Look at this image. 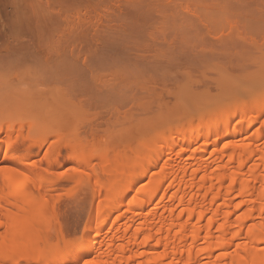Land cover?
Instances as JSON below:
<instances>
[{"label": "bare ground", "instance_id": "1", "mask_svg": "<svg viewBox=\"0 0 264 264\" xmlns=\"http://www.w3.org/2000/svg\"><path fill=\"white\" fill-rule=\"evenodd\" d=\"M23 1L24 0L15 2V0H14V2L13 1L12 2H13V4L16 3V5H19L21 3L22 5L25 6V8H28L29 11L27 10V11L23 12L25 14V16H28L27 17L28 19H24L20 16V14H22L21 12L25 9L24 6H23V8H24L23 10H22L21 4H20L21 7L18 6L19 8L16 6L20 11L22 10L21 12L19 10H16V12H15V16L18 17L17 18L18 24H19V26H21L22 29L21 28L19 29V27L15 25L16 24L15 22L17 21L16 18H12L13 25L11 23L10 24L13 27H14V25L16 26L13 28V30H15L18 27L19 30L18 29L17 30L19 32H23V29H27V26L32 25L31 19H34L36 22H34L35 26H32V27H34L36 29V31L34 28H32V29H34L35 34L38 30L37 39L38 38L40 39V37H41V39H43V40H44V38H42V36H41L43 34H41V33L45 32V30H47L48 28L51 29L50 31L49 30L46 31L48 33L52 32L53 30H55L56 32L58 31L56 29H52L55 25L50 28L51 20H52V25L56 24V26H58L59 28H57L56 26L55 27L57 29H61L58 32L62 31V28H60V22L61 21H59L58 19L63 18V16H61V15H64L65 13L69 12V10L64 9V7L62 5H64V4H65V6L70 5L69 8H71L72 11H74V12H77V10H79V7L81 8L82 6H86V8H89V9H86V11H88V10L91 11L92 8H90V6L95 7V6H93V5H95L94 4L95 1H93V0H92V2L90 0V3H88V4H86V3L89 0L88 1H86V0H69L68 2L64 1V0L63 1L62 0H48V2H47L46 0H44L45 3L46 2L48 4L50 3L51 6L54 5V7L50 6L51 9L54 8V11L53 10L50 11L51 9L48 8V6L50 4L47 6H44V7L48 8V9H46L44 7H39V5L43 6V2H40L39 0H36V1L31 0L32 1L31 3L34 4V2H35V3H37L36 4L37 6L35 4L33 5L31 3H29V5H28V2H30V1L27 2V0H26V3H27L26 4L27 6H26L25 1L24 2ZM107 1L109 3L110 0H107ZM112 1H114V0H112ZM116 1L118 3V2H121L122 0L121 1L116 0ZM126 1H127V4H125ZM135 1L133 0V2H132V0L131 1L130 0H123L122 2H124V5H123V3H121V4L123 5V7L126 6L124 9L129 8L128 6L131 7L135 4L136 7L133 6V7H131V9H126V10H130V11L132 10L133 11V9L134 10L138 9L137 10L138 13L135 12L136 10L134 11L136 15L131 13L132 11L131 12L125 11L122 8V5L121 4L119 5V3L117 4V6L118 7L121 6V9H118L119 11H121L123 9L125 12L130 13L128 15H130L134 18L136 17L135 21L139 17H141V18H139V20H137V21H140V25H139V22H137V21L135 22L133 20L134 18L132 19L133 21H130V22L127 21L130 23V24L128 23L130 25V27L134 23L133 24L134 26L132 25V29L129 28L128 30L131 29L134 31L135 28H137V30L139 31L138 26L142 25V21H143V23H145L144 18H146V13H147L148 18L150 16H151L150 18H152L155 11L159 12L161 10V9L159 10V9L155 8L156 5L158 6L160 1L154 0L155 3H150L151 1L153 2V0H150L149 2H148V0H143L144 2L147 1L148 4L149 3L151 4L150 7L148 6V9H147V5L145 7L142 6V5H144L143 3H141V2H143L142 0L141 1L137 0V4H139L138 1H140V3H141V5L139 4L140 7H139V5L137 6ZM164 1L165 0H163V2ZM177 1L181 2L180 0H172V1L170 0L169 1L170 3H168V4H170V5L172 4L171 6L173 7ZM206 1L209 2V0H205L206 4H207ZM236 1L235 2L238 3V0H236ZM246 1L244 0V2H246ZM9 2H10V0H9ZM64 2H67L68 4L64 3ZM101 2H102V0H101ZM114 2H111L110 4L113 3L115 5V7L117 8V6ZM192 2H193V4H192ZM201 2L203 3V5L205 7L208 6V5L204 4L203 0H196V3L199 4L200 6L202 4ZM212 2H209V4ZM241 2H242L241 5H243L244 2L242 0H241ZM251 2H254V1H251ZM98 3H96V5ZM196 3H194V0H185L184 2H181L180 4L176 3L177 6H182V7L175 8L176 7V5H175V7H173L174 8L173 11L175 9L179 10L181 8L180 10L183 14L180 12L181 13L180 15H182V16L184 15L185 17L186 16L189 17L188 19H192V18H190L189 15L184 14V12L189 13L188 12L189 10L186 9L188 11L184 10V12H183V8H186L187 6H192V5L194 6ZM215 3L216 2H214L213 5ZM223 3H228V1L223 2ZM232 3H234V2L232 1ZM46 4H44V5H46ZM110 4H108V5H110ZM154 4H156V5H154ZM160 4H159V7H161ZM190 4H192V5H190ZM217 4L221 5L219 3H217ZM30 5H32V7H30ZM213 5L212 4L209 5V8H210V6H213ZM233 5H231L232 8H233ZM13 6L15 7V4ZM171 6H169V7H171ZM214 6H216V5H214ZM229 6H230V4H229ZM236 6L239 7L238 5H236ZM108 7H110V6H108ZM112 7L113 6H111V8ZM143 7H144V10L146 9V11L147 10L148 11L146 12L143 9L140 10ZM151 7H154V9H157V10H154ZM255 7H253L252 9H254ZM30 8H32V11H33V8H35V11H37V9H38L39 12L34 13L35 18L33 15H31L33 13H30V12H32ZM105 8H107V7H105ZM111 8H109V9H111ZM195 8H192V9H195ZM41 9L42 10L45 9L46 12L41 11ZM95 9H96V7H95ZM168 9H170V8H168ZM205 9L206 8H204V11H205ZM211 9H213V8H210V10ZM229 9H231V8H229ZM48 10L50 13L51 12L52 13L49 14L47 12ZM64 10L67 12H65ZM82 10H80V12L78 11L79 12L78 14H80ZM139 10H140V12H139ZM151 10H154L153 11L154 13ZM197 10H198V8H196V11ZM199 10H203V9H201V7H200ZM206 10H209V9H206ZM17 11H19L20 13L19 12L17 13ZM35 11H33V12H35ZM63 11L65 13L61 14V12L63 13ZM72 11H70V13ZM190 11H191V9H190ZM222 11H223V9H222ZM27 12H28V14H26ZM208 12L209 11H205L203 13H206V15L209 17ZM212 12H213V10H212ZM29 13L33 18L32 17L29 18ZM89 13H91V12H89ZM139 13H143V14L139 15ZM148 13L150 16L148 15ZM235 13H236V11H235ZM18 14L20 17L17 16ZM42 14H44V15H42ZM46 14H47V16L52 15V14L53 15L57 14V16L54 15V17H56V19L53 17L54 20L52 19V17L50 19V17L47 18V16H46L48 21H50V22H48L45 18ZM73 14H75V13L72 12V14H69V13L67 14V16L71 15L70 20L72 21V23L71 22L69 23L68 21H70V20L67 19L66 22L64 21L65 22L64 26H63V24H61V27H63V28L65 26L68 27L69 26L68 24H72V25L74 24L73 28L84 27V26H82V24H83L82 21H84V20L85 21H84L83 25H86V20H88V19L86 18V16L84 17L85 19H83L82 16H84V15H83V13H81L82 16H79V17H82V19H83L81 21L82 24L80 23V20H79V24H81V25L76 27L74 21H76L75 18H77L78 15L76 13L77 17H75V15H73ZM114 14H115V12H114ZM117 14H118V12H117ZM174 14L178 15V13H174ZM198 14H199V12L197 13V15H194V16L196 17V16H198ZM213 14H212V16H213ZM119 15H120V13H119ZM123 15H121V16L116 15L115 17H117V18L120 17L119 18L120 22L125 24L126 19H124V18L127 17V13H126L125 17ZM2 16H4V15H2ZM13 16H14V12L12 11L11 17H13ZM111 16H112V14H111ZM111 16H109V17H111ZM66 17H64V18H66ZM100 17L102 18L103 16H100V14H99V19H98V17L96 18L97 22L102 20L101 24H103L102 25L103 27L107 26L108 28H110V30H111V27L113 29V31H109V29L107 27H106V29H108V30L104 29V31L106 30L105 33L108 35V36H106V34L103 33L106 38L103 36V34L101 36L103 28H101L102 30L100 29V26H99L100 23L98 24L99 28L95 26L96 28L100 29V30L97 29L98 31H95L96 28H94V26H91V29L89 28L90 29L89 32L85 31L87 26L84 27L85 30L84 29L81 30L79 28L80 31H85V33L84 32L81 33L79 31H77L78 33H75V34H76V36H78L80 34V35H82L83 38L80 37V35H79V37L77 39H73L72 38L73 34L71 35L73 28L71 26L69 28H70V30L71 29L72 30L68 31V33L70 32L69 33L70 36L67 35L68 34L66 32L67 29L66 28L63 29V32L67 33V34L65 33L67 36V39L65 38L66 36L63 32L62 33L64 34L65 39L62 38L63 35L61 37V35H59L58 33H56L54 31L55 36H58L57 37L58 40L61 37L60 41L57 40V42L52 38L53 32H52V35L50 33L49 34L46 32L45 33H46V35H51L50 38L52 41H55L54 42L55 46H56V43H57V46L59 44H60L59 46H62L63 43L61 44V42H62L61 40H63V39H64V41H63L64 44L65 43L67 44L68 41L70 43H74L73 40H75V43H76V41H78V43L80 41V43H81V41H84L86 38L89 39L88 42L90 40H92V41L96 40V42H97V40L99 39V36H101L102 37V38L100 37L101 40L104 41V38H105V40H107V38L109 36H112L111 34L109 35L110 32L112 34L114 33L115 36L113 34L112 38L109 37L108 38L109 42L111 41L110 39H113V37L116 38L117 37L116 35L121 34L119 36H122V37L126 36V35L127 36L130 35V32L124 29V26H123V24H121L119 22V19L116 18V21H114L115 17H113V19H111V20H112V22L114 21L115 23H117V24L114 23V26L115 25L119 26V28L123 27L124 32H126L125 35H123L124 34L123 30L121 32V30H119V28H118V30L120 32L116 31L117 28L113 26V23L111 24L108 22L109 24L108 23H106L107 25L104 24L103 21L109 19L108 17L106 19H101ZM129 17L127 18V20L130 19ZM203 17H206V16L203 15ZM92 18L94 19L93 16L90 17L89 19L92 20ZM142 18H143V20L141 21L140 19H142ZM169 18H170V16H169ZM123 19L125 20V22ZM153 19H151V21ZM171 19H172V17H171ZM171 19H169V20H171ZM174 19H175V17H174ZM174 19H173V22H175ZM200 19L198 18L199 21H201ZM7 20H9V19H7ZM77 20H78V18H77ZM91 20H90V22H91ZM117 20L121 25L120 24L118 25ZM148 20H150V19H148ZM178 20H179V17H178ZM57 21L59 22L58 23L59 25L57 24ZM156 21H157V19H156ZM193 21H195L194 17H193ZM46 22L50 26H48V24ZM76 22L78 23V21H76ZM90 22L88 21V24H87L88 27H89ZM94 22H95V19H94ZM146 22H147V20H146ZM7 23L8 22H6V24ZM25 23H27L28 25L26 26ZM92 23H93V20L91 22V25H92ZM186 23H187V21H186ZM186 23H184V24L186 25ZM195 23H196V21H195ZM136 24H137V26H136ZM151 24H152V22H151ZM162 24H163V22H162ZM162 24H160V26ZM177 24H179V22ZM193 24H194V22H193ZM199 24H201V22ZM199 24H198V26H199ZM4 25H3V27H4ZM96 25H97V23H96ZM202 25L204 26L203 23H202ZM109 26H111V27H109ZM125 26H126V24H125ZM148 26H151L149 24V22H148ZM160 26L158 27L159 29H160ZM205 26H207V25H205ZM7 27H10L9 24ZM42 27H44V28H42ZM46 27H48V28L46 29ZM92 27L95 30H93ZM127 27H125V28L127 29ZM178 27H180V26H178ZM10 28H12V27H10ZM10 28H9V30H11ZM142 28L140 29L141 32L143 30ZM147 28H149V27H147V25H146V30L148 31ZM151 28H152V26H151ZM79 29H77V30H79ZM156 29H157V26H156ZM183 29H185V28H183ZM27 30H28L27 32H29V33L31 32L30 29H27ZM75 30L76 29H74V31ZM190 30L188 31L189 33L192 32ZM192 30L194 31L193 28H192ZM204 30H206V29H204ZM24 31L26 32V30H24ZM39 31H41V33ZM91 31H95V32H93V34H95L96 36L94 35L93 39L88 38V37H90L89 34L93 35ZM207 31H208V28H207ZM12 32H13L12 37H13V34H14V36L19 35L18 34L19 32H17V34L14 31H12ZM137 32L135 30V33L138 35ZM159 32H160V30H159ZM9 33L8 34L6 33L7 37L9 36ZM39 33L41 35H39ZM127 33H129V34H127ZM135 33L133 32V35ZM155 33L156 32H154V34ZM167 33H168V31H167ZM182 33H183V31H182ZM3 34L5 35V32ZM21 34L22 33H20V36H21ZM154 34H152V36ZM173 34H174V31H173ZM27 35H29V34H27ZM32 35L34 36V33ZM46 35H43V37ZM208 35H210V34L206 32V35H205V37L203 36L204 37L203 39L205 40V38ZM76 36H75V38H76ZM84 36L86 38H84ZM130 36L132 37V35H130ZM176 36H177V34H176ZM193 36H194V33H193ZM12 37H10V38L12 39ZM122 37H118V38H120L122 40ZM131 37L128 38V40L132 39ZM136 37H138V36H136ZM221 37H222V35H221ZM243 37H244V35H243ZM4 38H5V36H4ZM17 38L18 37L16 36V39ZM35 38H36V36H35ZM46 38L47 37H45V39ZM50 38L48 37V40H50ZM79 38H80V40H79ZM115 38H114V40H112L113 42H111L113 45L116 42H117V44L119 43L118 42L119 40L115 41ZM138 38H140V37H138ZM196 38L197 37H195V39ZM9 39H8V41H9ZM13 39H15V38H13ZM37 39H35V40H37ZM68 39H70V40H68ZM189 39H190V36H189ZM195 39H194V41H195ZM208 39H209V36H208ZM208 39L206 38L207 41H208ZM40 40L37 42L38 44H41V43H39ZM43 40H41V42ZM101 40L99 39V41L97 42V43L100 42L99 45L102 42ZM153 40H154V38H153ZM211 40H212V38H211ZM5 41H6V39H5ZM8 41L4 42V43H10L11 42V41L10 42H8ZM107 41H106V43H109ZM19 42H20V40H19ZM88 42L86 43L87 45L89 43H91V42H89V43ZM93 42H92V46L96 43V42L95 43H93ZM126 42H125V45L127 46ZM179 42H180V40H179ZM195 42H197V41H195ZM43 43H44V41H43ZM84 43L85 42H83V44ZM97 43L95 45H97ZM106 43L104 45H107ZM209 43L210 42L208 41V45H210ZM214 43H217V41ZM27 44H26V46H27ZM69 44H67V45L70 47V45H72V44H70V45ZM102 44H103V42H102ZM112 44L109 43L107 46L110 47ZM121 44H123V42H121ZM175 44H177V43H175ZM175 44H174V47H175ZM186 44H187V42H186ZM23 45H24V43H23ZM35 45H37V44H35ZM145 45H147V44H145ZM169 45L171 46L170 43H169ZM184 45H185V43H184ZM199 45H201V44H199ZM10 46H9V48H10ZM26 46H24V47H26ZM89 46L90 47H88V48H91V44H89ZM101 46L99 47L97 45V47L100 49H101ZM133 46H135V45L133 44ZM180 46H183V44H181ZM16 47H17V45H16ZM47 47H49V45ZM83 47L84 46H82L81 48H83ZM111 47H113V46H111ZM142 47H144V45ZM149 47H146V48L149 49ZM171 47H172L171 52L175 51V50H173L174 47L173 46H171ZM187 47L189 48V46H187ZM36 48H34L35 51H36ZM55 48H57V47H54V50H55ZM66 48H64V49H66ZM75 48H77V47H73V49H75ZM93 48L91 49V51L93 50ZM98 48H94V50L95 49L97 50ZM102 48H104V47H102ZM105 48L107 50L110 49L107 47H105ZM118 48H120V46H118ZM118 48H116V49H118ZM192 48H194V46ZM38 49H39V47H38ZM59 49L61 50V52L65 53L63 51L64 49L62 50V47H59ZM57 50L58 49H56L54 52L58 53ZM81 50L79 49V50L73 51L72 55L74 56V54H75L74 52H76V51L78 53L80 51V54H81L82 53ZM111 50H113V48ZM126 50H127V48H126ZM185 50H186V48H185ZM195 50L198 51V49H195ZM202 50H203V52L205 51L204 49H202ZM202 50H200L201 54L203 53ZM45 51H47V50H45ZM68 51H70V50H68ZM183 51H184V49H183ZM183 51H181L182 54H183ZM29 52H30V50H29ZM88 52H86L87 55L90 54V53L88 54ZM97 52H99V51H97ZM101 52L102 51L100 50V53H98V57L101 56V55L99 56V54H101ZM104 52H106L105 49H104ZM147 52L149 53V51H147ZM154 52H156V51H154ZM171 52H169V53H171ZM194 52L195 51H193L192 54H194ZM200 52L198 51V53H200ZM20 53H22V50ZM163 53H165V52H163ZM173 53H176V52H173ZM67 54H68V52H67ZM80 54H78V55H80ZM92 54H93V51H92ZM95 54L97 55V53H95ZM153 54H155V53H153ZM185 54H186V52L184 53V56H185ZM188 54L189 53H187L186 55H188ZM203 54L207 55L208 53L204 52ZM52 55H53V53H52ZM112 55H113V57H112ZM112 55H111L112 58L116 57V55L115 56H114V54H112ZM148 55H150V54H148ZM189 55H191V54H189ZM198 55H200V54H198ZM44 56H46V55H44ZM49 56H51V54ZM54 56H56V55H54ZM75 56H76V54H75ZM102 56L103 57H101V59L103 61V58L106 57V53H105V56H104V54ZM156 56L158 57V55H156ZM172 56H173V54L171 55V58H173V60L176 61L177 60V58H175L176 54H174V57H172ZM184 56L182 57L183 62H181L180 57L177 60V62L180 60V62H178V63H181V64L183 63V65L185 62H188L189 57L186 56V57H188V58H186ZM192 56H190V58L196 60L197 57L193 58ZM209 56H213V55H210V53H209ZM215 56L216 55H214V59L216 58ZM29 57H31V56L29 55L28 58ZM200 57H202V56L200 55ZM200 57H198V58L201 59ZM221 57H222V55H221ZM228 57H229V55H228ZM112 58H111V60H112ZM140 58H141V56H140ZM203 58L205 59L206 57L204 56ZM209 58L210 57H207L208 61H210ZM212 58H210V59H212ZM51 59H53V58H51ZM98 59H97V61L99 62ZM117 59H118V57H117ZM199 59H197V60H199ZM214 59H212V60H214ZM152 60H153V58H152ZM152 60L150 59V61H152ZM169 60H171V59L169 58ZM225 60H226V62H224L225 64L230 62L229 58H228V61H227V59H225ZM84 61H85V59H84ZM86 61L88 62V60H86ZM114 61H115V59H114ZM160 61L162 62V60H160ZM108 62H110V58H109ZM190 62L192 63L193 61H190ZM200 62H201V60H200ZM200 62H198V63L200 64ZM204 62H205V60H204ZM178 63H176V64L178 65ZM188 64H190V63H188ZM188 64L184 65V66L188 67ZM230 64H228V65H230ZM86 65H88V64H86ZM112 65H113V63H112ZM183 65L182 66L179 65L180 68H184ZM196 65H198V64H196ZM28 66H29V64H28ZM139 66H141V64ZM203 66H201V67L205 68ZM175 67H177V66H175ZM197 67L200 68L199 65ZM223 67H225V66H223ZM96 68H97V65H96ZM138 68H139V71H140V68L142 69V67H138ZM157 68H158V65L156 66V69ZM148 69H149V67H148ZM150 69H153V65H152V68H150ZM165 69H166V67H165ZM187 69H191V68H187ZM194 69L192 68V70H194ZM80 70L81 69H79V71ZM153 70H155V69H153ZM170 70H174V69L171 68ZM181 70H185V69H181ZM17 71H19V70H17ZM134 71H137V70L135 69ZM177 71L179 72V70H177ZM92 72H93V70H92ZM142 72H143V70H142ZM151 72H152V70H151ZM170 72L168 71V73H167V74H169V76L171 75ZM254 72H256V71H254ZM29 73H30V71H29ZM136 73H138V72H136ZM172 73H174V72L172 71ZM184 73H185V71H184ZM257 73H258V71H257ZM138 74L140 75V72ZM175 74H177V72ZM27 75L31 76L29 74H27ZM162 75H163V73H162ZM179 75H178V77H179ZM75 76H76V74H75ZM186 76L192 81V78L189 77L190 75L186 74ZM203 76H204V74H203ZM253 76H255V75H253ZM259 76H257V77H259ZM150 77L151 76H149V78ZM154 77H156V76H154ZM194 77H196V75ZM255 77H252V80ZM93 78H92V81H93ZM153 78L151 77L152 81H153ZM157 78H158V75H157ZM180 78H181V76L179 77V79ZM188 78H186L185 80H189ZM206 78L209 79V76ZM175 79L177 80V78H175ZM203 79H204V77H203ZM221 79H223V78H221ZM256 79L260 80L261 78L259 77ZM32 80H33V78H32ZM172 80H173V78H172ZM185 80L183 82L184 85H182L181 82L179 81L180 86H181V87H179V92H182V94L180 93L179 98L184 96V94H183L184 90L186 92L189 91L188 89L187 90L182 89L183 86H185V84H186ZM201 80H202V78H201ZM243 80H244V78H243ZM255 80H253V83L255 82L254 85H252L253 84L252 82L247 81L248 83L249 82L251 83L248 85H251L252 89L250 88V86L244 85V86L250 88L251 93L252 92L253 93L251 94L249 92V95L251 94L249 97L243 96V97H238L237 99L234 97L233 93L228 94V92H229L228 87H226V89H224L225 87L223 88V85H222V91L227 90L226 91L227 94H221L220 95V93H219V97L217 96L218 98H216V99H214L216 97V96H214V98H212V99H214V101H217L216 104L214 102H211V103L209 102V104L204 105L203 101H205V100L204 99L202 100L200 98V96H199L200 93L197 94V92H195V94H194L193 93L194 91H192L193 96L191 95V100H193L192 97L193 98L195 97L194 102L196 101V105H197L198 100L201 99L203 106L198 105L199 107L196 106V108H198V109H195V108L191 107V105H190L191 100H189L190 103L188 101V105L191 107V109L193 108L195 110L193 112V110H187L186 108L184 110L183 109L184 106H181L182 104L185 105L187 103H180L181 104L180 105L181 110H184V112L181 111L180 114L175 113V115H173L174 112H172L171 117H170V114L168 112H167V114L169 117L165 116V114H164L165 117H163V115H162V117L164 119H162V117L159 118V119H161V123H162L161 127L162 128L160 127L159 121H157V122H159L158 123L159 125L157 124L158 127H156L155 126L156 122L154 121V123H155L154 124L153 123L154 119H152V121H150V122H152L153 124L152 123L151 124L153 125V127L155 126L154 128H157L154 131H151L153 128H150V130H149L150 132L147 131L148 129H145L146 131L145 130L141 131V133H140L141 135L138 133L140 136L137 133H136L137 135L133 136L131 134L132 133L131 132L130 135H132V136H130V137H128L129 134L126 133L124 138H126V137L128 138V139H126L127 142L124 141V139H123V141H121V142H124V144L121 142L119 144V145L123 144V146L122 145L117 146L115 143L117 141L115 140L113 142L112 140H110V138L108 139V137H107L108 135L104 133V135H107L106 136L107 138L106 137L105 138L109 140V142H106V140L103 139L104 136L101 137L102 133L99 134L100 133L99 131H101L100 129H99V131L97 129L93 130L94 128L91 129V131H90L91 134H92V132L96 133L95 131H98L99 133L94 134V135H92L91 138H89L88 137L89 133L86 136H84L85 133L83 135H81V134H79L80 132H78L80 130V128L75 129L71 125L73 129L70 127L71 129H69V130H71L72 132L70 131L71 132L70 133L69 130H67L69 132L67 134L66 131H63V129H61V126L63 124L60 125V123H62L64 120L63 121L60 120L59 123L57 121V118L59 120V115H61L63 112H66V111L62 112V110H61L62 113L60 114L59 109L61 108V106L59 107L58 103L56 104V106L58 105L57 109H58L59 113H58L57 109H56V111H54V109H52V108L53 107L56 108V106H54L53 105L54 103H52V105H50L49 108L51 107L50 111L53 110L52 112H54V113L50 112L51 113V115H50L49 113H47L49 111V110H47L48 109L47 107L49 104H51V102L49 100L48 101L42 100L41 96H40V98H41L40 100H42L44 102H39V103L43 104L46 102V104H45L46 108L44 107L45 109L42 108L43 107L42 104H41L42 107H38L39 109L41 108V111L36 109L37 107L36 108L33 107L34 105H32V104H34V103L28 104V103H31V100H30V102H28L29 101V99H28L29 95H28V98L26 96V98L28 99V101H26L27 103H24L22 101L20 103V100H18L19 105L15 104V107H13L14 106L13 103L15 102L14 101L13 103H11L12 108H8V107L6 108L5 106H7V105H5V103H4V107L0 108V264H264V146L258 147L259 144H261V145L264 144L263 143V141H264V88L263 89H256L257 87H259V85L260 86L264 85V82H260L261 80L260 81L256 80L257 81L256 82ZM15 81H17V80H15ZM206 81L207 80H205V82ZM209 81L210 80H208L207 82H209ZM240 81L241 80H239V82L237 81L239 85H240ZM32 82H34V81H32ZM75 82H76V80H75ZM188 82L189 81H187V83ZM194 82H196V81H194ZM211 82L213 83V81H211ZM226 82L222 81V83H224V84ZM243 82L241 84H243ZM258 82H259V84H258ZM144 83H147V82H144ZM162 83H164V82H162ZM165 83H167V82L165 81ZM173 83H174V80H173ZM212 83H210L209 85H211ZM219 83H221V82H219ZM256 83H257V85H256ZM150 84H148V85H150ZM142 85H143V83H142ZM142 85H140V86L145 87ZM163 85L166 87L168 86L166 84H163ZM188 85H186V86H188ZM197 85H199V84H197ZM200 85H202V84H200ZM203 85L205 86V84H203ZM193 86H195V84ZM255 86H257V87L255 88ZM78 87H81V86H78ZM128 87H130V86H128ZM136 87H137V85H136ZM141 87H140V89H141ZM149 87L150 86H147V88L145 90H149ZM151 87H153V84ZM151 87H150V89H151ZM190 87H192V86L190 85ZM205 87L202 89L203 91L208 90V89L206 90ZM214 87H215V85H214ZM2 88H3V86H2ZM57 88L60 89L58 86H57ZM71 88H72V85H71ZM194 88L197 89L199 87H194ZM232 88H234V87H232ZM235 88H237V87H235ZM239 88H240V86H239ZM254 88H255V90H254ZM200 89H201V87H200ZM210 89L212 91V88H210ZM136 90H138V89H136ZM151 90L153 91L154 88H152ZM155 90H157V89L155 88ZM60 91H62V90H60ZM160 91L162 92V90H160ZM177 91H178V88H177ZM177 91H176V93H177ZM232 91H230L229 93H231ZM26 92H27V90H26ZM107 92L108 91H106V93ZM163 92H166L165 89L163 90ZM240 92H239V94L243 95L242 94L243 91L240 90ZM246 92H248V90L244 91L243 93H246ZM68 93H69V91H68ZM160 93L158 95H160ZM169 93H170V91H169ZM21 94H22V92H21ZM102 94L103 93H101V95H99V96H102ZM170 94H168V95H170ZM202 94H203V92H202ZM5 95H7V94H5ZM38 95H41V94H38ZM64 95H66V93ZM96 95H98V94H96ZM108 95H111V93L110 94L108 93ZM162 95L165 96L164 94H162ZM166 95H167V93H166ZM172 95L174 96V94H172ZM105 96H104V98H105ZM35 97H36V94H35ZM35 97H34V102L38 98V97H36V100H35ZM63 97H65V96H63ZM108 97L109 96H107V98ZM152 97L153 96H151V98H150L151 100H152ZM62 98H60L59 100H61ZM156 98H158V97H156ZM160 98H161V96L159 97V99ZM176 98H177V96H176ZM182 98H185V97H182ZM209 98H207V99H209ZM195 99H197V100H195ZM40 100L38 99V101H40ZM64 100H66V102L68 101L67 99H64ZM18 101L16 100V102H18ZM210 101H211V98H210ZM47 102H49V104H47ZM70 102H72V99ZM70 102H69L70 105H68V104L65 105L66 103L63 105H65V107L66 106L71 107L72 105ZM96 102H95V104H96ZM103 102L105 103V101H103ZM146 102L148 103L147 99H146ZM146 102L144 103L145 105L142 103L143 107H145V108L148 107V106H146ZM152 102L150 101L148 103L149 106L153 104ZM199 102L201 103V101H199ZM205 102L207 103V100ZM61 103H64V101L63 102L60 101V104ZM74 103H73V105H74ZM77 103H75V105H77ZM2 105H3V103H2ZM11 105L9 107H11ZM63 105H62V107L64 108ZM142 105H139V106L141 107ZM166 105H167V103H166ZM31 106L33 107V109ZM92 106H93V103H92ZM167 106L169 108L170 105L168 104ZM178 106H179V104H178ZM186 106L187 105H185V107ZM70 107L66 108V109H68L67 111H69ZM74 107H76V106H74ZM83 107H82V109H83ZM143 107H141L142 110L144 109ZM72 108H73V106H72ZM150 108L153 109V106H151ZM34 109L36 111H38L39 113H37ZM42 109H44L46 111H44ZM151 109L149 111H151ZM73 110H75V108H73ZM174 110H175V108H174ZM80 111H81V109H80ZM83 111H85V110H83ZM144 111H146V110L144 109ZM164 111L166 112L165 109H164ZM45 112L49 115L48 118L44 117V116H46ZM43 113H44V115H43ZM66 113H69V112H66ZM97 113H98L97 114L98 116H95V117L99 118L100 112H97ZM120 114L122 115V113H120ZM130 114H131V112H130ZM161 114H163V112ZM65 116H66V114H65ZM132 116H133V114H132ZM42 117L44 118V122H43ZM94 118L92 117V120ZM112 118H113V116H112ZM129 118H130V116H129ZM45 119H46V121H45ZM111 119H109V120H111ZM190 119L193 121V123H191ZM90 120H91V117H90ZM107 120H108V118H107ZM69 122H70V120H69ZM72 122L73 121H71V123ZM258 122L261 123L260 127L259 128L257 127V129H255V131L253 130V132H252L251 131L252 126H254ZM76 124H75V127H76ZM113 124H115V123H113ZM78 125H80V124H78ZM245 125H247L246 126L247 128L244 129ZM80 127L82 129L81 125H80ZM137 130L138 129H136V131ZM210 130H213V131L210 134V136H207V134L210 132ZM88 131L89 130H87V132ZM102 131H103V129H102ZM127 131L129 132V130H127ZM138 132H140V131L138 130ZM143 132H145V133H143ZM127 134H128V136H127ZM243 134H245V137H242ZM116 137L118 140L119 136L117 135ZM50 139L52 140V142L50 141ZM218 139H221V141ZM104 140H105V142H104ZM47 141L50 144L47 148V154L44 156V158L42 160H40V162L35 163V161H33L32 159L40 153V150L44 147V145H45V143H47ZM73 158L76 160L77 164L88 162L90 164V165L88 164L89 165V167H88L89 169L87 168L88 171H86V169H85L86 172H81V170L78 169L77 167H73V169L70 170L66 175L56 176V173L54 170L55 166L58 165L59 163L60 164L65 163L67 161V159H73ZM94 159L95 160L96 159L106 160L107 163L103 162L102 160L101 161L103 163L100 161L94 162L93 161ZM108 160H109V162H108ZM83 171H84V169H83ZM90 178H91V180H89ZM65 179L69 183L71 182L70 183L71 188L74 186L75 188L77 187V189H79V187H81L83 184L86 185V183H87V184H89V186H91L95 190V194L97 195L96 206L88 217L89 223L85 227V229L81 235V242H79L78 245L77 244L75 245L72 241L68 240L63 233V229H62V225H61V216H60L61 215V213H60L61 209L59 207V204L61 202L58 200L60 197L59 198L58 197L53 198L54 196L53 197L49 196L52 194L50 192L53 191L54 189H56L55 187H57L58 185H61V187H62L63 184H65L64 188L69 187V184L67 182L66 183L62 182V180H65ZM66 184H67V186H66ZM71 184H73V186ZM36 193H39L38 194L39 197H37V201H34L35 199H33V198L36 196ZM31 199H32V201H31ZM52 230L57 233L56 237L51 235L50 232Z\"/></svg>", "mask_w": 264, "mask_h": 264}, {"label": "rangeland", "instance_id": "2", "mask_svg": "<svg viewBox=\"0 0 264 264\" xmlns=\"http://www.w3.org/2000/svg\"><path fill=\"white\" fill-rule=\"evenodd\" d=\"M14 2V0H10V2H9V0H0V99L2 100H0V108L1 107H4V103H5V105H7V106H5L6 108L8 107V108H12V105H11V103H13L14 101V106L13 107H15V104L16 105H19L18 103H19V101L18 100H20V103H21V101L22 102H24V103H27L26 101H28V99H29V101L28 102H30V100H31V103H28V104H32V103H34V104H32V105H34L33 107H37L36 109H38V110H40L41 111V108L39 109L38 107H42V108H44L45 107V104H46V102L45 103H41L42 104V106H41V104L39 103V102H44V101H42V100H45V101H50L51 102V104H49V102H47V104H49L48 105V109L47 110H49L47 113H49L50 115H51V113L50 112H52L53 110H51L50 111V108H49V106L50 105H52V103H54L53 105L54 106H56V104L58 103V105H59V107L61 106V108L59 109V111H60V114L63 112V111H66V112H69V113H66V112H63L62 114L65 116V114H66V116L64 117L62 114L61 115H59V120H58V118H57V121H58V123L60 122V120L61 121H63L62 123H60V125H62L61 126V129H63V131H66V133L68 134L71 130H69V129H71L72 128V126L76 129V128H80V130L78 131V132H80L79 134H81V135H83L84 133V136H86L88 133V137L89 138H91L92 137V135H94V134H97V133H99V134H101L102 136L101 137H103L104 136V138L103 139H105L106 140V142H109V138H110V140H112L113 142L116 140L117 142H115L116 143V145L117 146H123V144H124V142H121V141H123V139H124V141H126V139H128L127 137L126 138H124V136L126 135V133H128L129 134V136H128V134H127V136L128 137H130V136H135V135H137L138 133L140 134L141 133V131H143V130H145V129H148L147 131L148 132H150L149 130H150V128H153L151 131H154L155 129H157V128H154L155 126L156 127H158V123L160 122V127H161V125H162V123H161V119H159V118H161L162 117V115H163V117H165V116H167V117H169L168 116V114H167V112L170 114V117H171V113L172 112H174L173 113V115H175V113L177 114H180L181 113V111L182 112H184V110H185V108L187 109V110H193V112L195 111L193 108H195V109H198V108H196V106L197 107H199V106H201L203 103H204V105L205 104H209V102L211 103V102H214L215 104H216V102L217 101H214V99H216V98H218L219 97V93H220V95L221 94H227V90H224V89H226V87H228L229 88V92L230 91H232L231 93H229L228 92V94H232L233 93V95H234V97L237 99L238 97H249L252 93H251V85H248V84H251L250 82H252L253 83V80H255L256 78H261L260 80L259 79H256V80H259L260 82H264V0H245L246 2H244V0H242L244 3H243V5H241L242 4V2H241V0L239 1L238 0V3H236L237 1L236 0H209V2H212V3H210L209 4V2L208 1H206L207 2V4L205 3V0H203L204 1V4H206V5H208V6H204L203 5V3L201 4V6L199 5V4H197L196 3V0H194V3H196L195 5L197 6H193L192 4H193V2H192V4H190V5H192V6H187L186 8H183V12H184V10L185 11H188L189 13H185L184 12V14L186 15H189L190 16V18H192V19H188L189 17H185L184 15L182 16V15H180L182 12H181V8L179 9V10H177V9H175L174 11H173V7H175V5H176V3L177 4H180L181 2H184L185 0H180L181 2H179V1H177L175 4H174V6L172 7L170 4H168V3H170L169 1L170 0H165L164 2H163V0H159L160 1V6L161 7H159V4H158V6L156 5V4H154V5H156L155 6V8H157V9H161L158 13L155 11V13L153 12L154 10H157V9H154V7H151V8H153L154 10H151L154 14H153V16H152V18H150L151 16L149 15V13H148V15L150 16L149 18H148V16H147V13H146V18H144L145 19V23H143V18L142 19H140L141 21H142V25L141 26H138V28H139V31L137 30V28H135V30H136V32L138 33V35L135 33V30L133 31V30H131L132 29V25L134 24H132L131 25V27H130V21H135V19H136V17L134 18V17H132V16H130V15H128V14H130V13H128V12H125V11H129V12H131L130 10H126V9H131V7H133V6H135V4L133 5V6H128L129 8H126V9H124L125 7H123V5H124V2H122L121 0V2H118L119 3V5L121 4V3H123V5H122V8L125 10H121V11H119L118 9H121V6L120 7H118L117 6V1L116 0H114V1H112V0H110L109 1V3H108V1L106 0H102V2H101V0H93V1H95V5H93V6H95L96 7V9H95V7H91L90 6V8H92L91 9V11L90 10H88L89 12H91V13H89L88 11H86V9H89V8H86V6H82L81 8L79 7V10H77V12H74V11H72V9L71 8H69V6H65V4L64 3H67L69 0H64V1H67V2H64L63 4L64 5H62L63 7H64V9H66V10H69V14H72V12L73 13H75V14H73V15H75V17H77V15H78V20H77V18H75V20L76 21H78V23L76 22V21H74V23H75V26L77 27V26H80L82 23L84 24V21H82L83 19H85L84 17L86 16V18L88 19V20H86V25H83L82 24V26H87L88 27V21L90 22V20L91 19H89L90 17H94V19H95V22H94V19L92 18V20H93V23H92V25H91V22H92V20H91V22L89 23V27L87 28L86 27V30H85V28L84 27H79L81 30L82 29H84L85 31H90V29H91V26H94V28H96V27H98L99 28V26H100V29L101 28H103V30H102V33H101V36H102V34L103 33H105V31L106 30H108L109 29V31H113V29H112V27L111 26H109V27H111V30H110V28H108L107 26V28L108 29H106V27H103L102 25L103 24H101L102 23V20L101 19H106L107 17L111 20V19H113V17H115L116 15L117 16H121V15H123L124 17H125V15H126V13H127V17L126 18H124V19H126V22H125V20H124V22H125V24H126V26H125V24H123V23H121L120 22V17H115V20L114 21H116V18L117 19H119V22L121 23V24H123V26H124V29L125 30H127V31H129L130 32V35H132V37L130 36V35H126V36H119V35H121V34H119V35H116L117 37V39L115 38V37H113V39H110L111 41L109 42V37H111L112 38V36H113V34L110 32L109 33V35L111 34L112 36H109L108 38H107V40H105V36H104V34H103V36L105 37L104 38V41L103 40H101V36H99V39L103 42V44H102V42H101V44L99 45V43H97L98 41H99V39L97 40V42H96V40H90L89 42H91V43H89L88 42V40L89 39H87L85 36H84V38H86L84 41H81V43H80V41H79V43H78V41H76V43H75V40H73V42L74 43H70L69 41L67 42V44H72V45H70V47L67 45H65L64 44V39L66 38L67 39V36H66V34L68 33V31H71L70 30V26L73 28L74 27V24L72 25V24H68L69 26L67 27V26H65L64 28L63 27H61V24H63V26H64V23L67 21V19L68 20H70L71 18H70V16L71 15H68L67 16V14L68 13H65V12H67V11H63V13L61 12V14H64V15H61V16H63V18H59L58 20L59 21H61L60 22V28H62V31H60V32H58L59 30H61V29H57V28H59L58 26H56V24H53L52 25V20H51V26L48 24V26H50V28L51 27H53L54 25L57 27H53L52 29H56V30H58L57 32L55 31V30H53L52 32H53V35H52V32H49L53 37V39L57 42V37L58 36H55V32L56 33H58L59 35H61V37H62V35H63V37L62 38H64V34H65V38L63 39V40H61L62 42H61V44H62V46H59V47H62V50L64 49V48H66V49H64L63 51L66 53H63V52H61V48L59 49V47L57 46V43H56V46H55V44H54V42L55 41H52L51 40V38H50V36L51 35H46V33H48V32H46L47 30H51V29H49L48 27H46V29L47 30H45V32H43V33H41V31H39L41 34H43V35H46V36H44L43 37V35H41L40 33H39V35H41L42 36V38H44V40L43 39H41V37H40V39L41 40H43L44 41V43H43V41L41 42V40H40V42L39 43H41V44H38L37 42L39 41L38 39H37V36H38V34H37V32H38V30H37V32H36V34H35V32H34V27H32V26H35L34 24V22H36L34 19H31V21H32V25H30V26H27L28 24L27 23H25L26 24V26H27V29H30L31 30V32L29 33V32H27L28 30L27 29H23V32H19L18 30L21 28V26H19V24H18V20H17V18L18 17H16L15 16V12H16V10H19L18 8V6H20V4L19 5H16V3H14L15 4V7L13 6L14 4H13V2ZM17 1H22V0H15V2H17ZM25 1V5L27 4L26 3V0H24ZM23 1V2H24ZM28 1H30V2H28ZM33 1V0H32ZM31 0H27V2H28V5H29V3H31L32 2ZM36 1V0H35ZM40 2H43V6H41V5H39V7H44V6H47V5H49L47 2H48V0H46L47 2V4L44 2V0H39ZM63 1V0H62ZM86 1H88V0H86ZM119 1V0H118ZM131 1V0H130ZM135 1V0H134ZM141 1V0H140ZM140 1H138L139 2V4L141 5V3H143L144 5H142V6H146L147 5V9H148V6L150 7V3H155V1L153 0V2L151 1L149 4H148V2L150 1V0H148V2L147 1H143V2H141L140 3ZM157 1V0H156ZM158 1V2H159ZM172 1V0H171ZM220 1V2H219ZM228 1V3H223V2H227ZM232 1L234 2V3H232ZM236 1V2H235ZM251 1H254V2H251ZM12 2V3H11ZM22 2V3H23ZM39 2V3H40ZM91 2H92V0H91ZM99 2V3H98ZM102 4H101V3ZM105 4H104V3ZM111 2H114L115 4H116V6H117V8L115 7V5L112 3V4H110ZM132 2H133V0H132ZM136 2V4H137V0L135 1ZM134 2V3H135ZM174 2V1H173ZM179 2V3H178ZM214 2H216L214 5H216V6H214L213 5V3ZM222 2V3H221ZM258 2V3H257ZM53 3V2H52ZM88 3H90V0L86 3V4H88ZM96 3H98L97 5H96ZM157 3V2H156ZM165 3V4H164ZM217 3H219V4H221V5H218ZM253 3V4H252ZM31 4H33V3H31ZM34 4L36 5L37 3H35L34 2ZM33 4V5H34ZM44 4H46V5H44ZM68 4V3H67ZM66 4V5H67ZM92 4V3H91ZM108 4H110V5H108ZM125 4H127V1H126V3ZM133 4V3H132ZM139 4H137V6L139 5ZM163 4V5H162ZM213 5V6H210V8H213V9H211L210 10V8H209V5ZM229 4H230V6H229ZM234 4V5H233ZM22 5V4H21ZM85 5V4H84ZM104 5V6H103ZM140 5H139V7H140ZM171 6V7H169V6ZM231 5H233V8H232V6ZM236 5H238L239 7H237ZM247 5V6H246ZM257 5V6H256ZM13 6V7H12ZM18 8H17V7ZM23 6L24 5H22V10L25 8V6H24V8H23ZM27 6V5H26ZM37 6V5H36ZM50 6H51V4L48 6V8L49 9H51L50 8ZM53 7H54V5H52ZM51 6V7H52ZM101 6V7H100ZM108 6H110V7H108ZM111 6H113L112 8H111ZM168 6V7H167ZM199 6V7H198ZM223 6V7H222ZM228 6V7H227ZM256 6V7H255ZM5 7V8H4ZM21 7V6H20ZM29 7V6H28ZM30 7H32V5H30ZM67 7V8H66ZM100 9H99V8ZM105 7H107V8H105ZM136 7V6H135ZM134 7V8H135ZM144 7L143 8H139L140 10H144ZM179 8V7H182V6H177L176 5V7L175 8ZM198 8V10H199V8L201 7V9H203V10H197L196 11V8L195 9H192V8ZM203 7V8H202ZM253 7H255L254 9H252ZM258 7V8H257ZM4 8V9H3ZM44 8H46V7H44ZM48 8H46V9H48ZM69 8V9H68ZM109 8H111V9H109ZM138 8V7H137ZM168 8H170V9H168ZM204 8H206V9H209V10H206L205 9V11H209L208 12V15H209V17L206 15V13H203V12H205L204 11ZM229 8H231V9H229ZM3 9V10H2ZM6 9V10H5ZM11 11H9V10ZM21 9V8H20ZM31 9V11H32V8H30ZM37 9V8H36ZM83 9V10H82ZM95 9V10H94ZM113 9V10H112ZM117 9V10H116ZM133 9V8H132ZM186 9H188V10H186ZM190 9H191V11H190ZM215 9V10H214ZM222 9H223V11H222ZM263 9V10H262ZM8 10V11H7ZM21 10V11H22ZM28 10V8H25L21 13L22 14H20V16L22 17V18H24V19H28L27 17L28 16H25V14L23 13V12H25V11H27ZM40 10V9H39ZM54 11V8H52L50 11ZM80 10H82L81 11V13H83V15L84 16H82L81 15V13L80 14H78L79 12H80ZM102 10V11H101ZM136 10V11H135ZM133 9V11L131 12V13H133L134 15H136L135 14V12L136 13H138L137 12V10L138 9ZM140 10H139V12H140ZM150 10V9H149ZM212 10H213V12H212ZM234 10V11H233ZM241 10V11H240ZM250 10V11H249ZM12 11L14 12V16L13 17H11V14H12ZM19 11H17V13L19 12ZM29 11V10H28ZM33 11H35V8H33ZM30 12V13H33V14H31V15H33L34 16V13H36V12H39L38 11V9H37V11H35V12ZM41 11H45V9L44 10H42L41 9ZM70 11H72L71 13H70ZM79 11V12H78ZM113 11V12H112ZM135 11V12H134ZM144 11H146V9L144 10ZM148 11V10H147ZM146 11V12H147ZM168 13H167V12ZM179 11V12H178ZM235 11H236V13H235ZM252 11V12H251ZM256 11V12H255ZM11 14H10V13ZM19 12V13H20ZM42 12V13H43ZM46 12V11H45ZM49 14H51L50 12H49V10L47 11ZM103 12V13H102ZM114 12H115V14H114ZM117 12H118V14H117ZM125 12V13H124ZM143 12V11H142ZM171 14H170V13ZM181 12V13H180ZM199 12V14H198V16H194V15H197V13ZM211 12V13H210ZM219 12V13H218ZM16 13V14H17ZM30 13H29V18L30 17H32L31 15H30ZM56 13V12H55ZM76 13H77V15H76ZM89 13V14H88ZM98 13V14H97ZM106 13V14H105ZM119 13H120V15H119ZM122 13V14H121ZM174 13H178V15L176 16ZM214 13V14H213ZM244 13V14H243ZM246 13V14H245ZM10 16H9V15ZM26 14H28V12L26 13ZM41 14V13H40ZM93 14V15H92ZM99 14H100V16H103L100 20L101 21H99V22H97V17H98V19H99ZM102 14V15H101ZM111 14H112V16H111ZM141 14H143V13H139V15H141ZM152 14V13H151ZM163 14V15H162ZM183 14V13H182ZM211 14V15H210ZM212 14H213V16H212ZM242 14V15H241ZM2 15H4V16H2ZM42 15H44V14H42ZM55 15V14H54ZM54 15L52 14V15H49V16H47V14L45 15V18H46V16H47V18H49L50 17V19H51V17H52V19L54 20V18L56 19V17H54ZM91 15V16H90ZM108 15V16H107ZM132 15V14H131ZM133 15V16H134ZM172 15V16H171ZM203 15L204 16H206V17H203ZM17 16H19V14L17 15ZM19 16V17H20ZM55 16H57V14L55 15ZM68 18H67V17ZM79 16H82L83 17V19H82V17H79ZM106 16V17H105ZM109 16H111V17H109ZM122 16V17H123ZM130 16V17H129ZM143 16V15H142ZM155 16V17H154ZM169 16H170V18H169ZM37 17V16H36ZM54 17V18H53ZM64 17H66V18H64ZM130 18V19H128L127 20V18ZM132 17V18H131ZM158 17V18H157ZM171 17H172V19H171ZM174 17H175V19H174ZM178 17H179V20H178ZM185 17V18H184ZM193 17H194V20L196 21V23H195V21H193ZM200 19L201 17V21H199L198 20V18ZM9 19V20H7V19ZM12 18H16V26H18L19 27V29H18V27L15 29V30H13V28L14 27H16L15 25H14V27L13 26H11V24L13 25V23H12ZM33 18V17H32ZM34 18H35V16H34ZM46 18V20L48 21V19ZM134 18V19H133ZM138 18V17H137ZM139 18H141V17H139ZM139 18L137 19V20H139ZM154 18V19H153ZM157 19V21H156V19ZM165 18V19H164ZM168 18V19H167ZM182 18V19H181ZM197 18V19H196ZM11 19V20H10ZM49 19V20H50ZM109 19H107V20H104L103 22H104V24H106V23H113V26H114V21L112 22V20L110 21ZM133 19V20H132ZM148 19H150V20H148ZM151 19H153L152 21H151ZM169 19H171V20H169ZM173 19L175 20V22H173ZM187 19V20H186ZM204 19V20H203ZM79 20H80V23H81V21H82V23L81 24H79ZM109 20V21H108ZM122 20V19H121ZM136 20V21H137ZM146 20H147V22H146ZM155 20V21H154ZM164 20V21H163ZM187 21V23H186V21ZM207 20V21H206ZM217 20V21H216ZM10 21V22H9ZM65 21V22H64ZM127 21H129V22H127ZM135 21V22H136ZM184 21V22H183ZM191 21V22H190ZM6 22H8L7 24H6ZM48 22H50V21H48ZM69 23L71 22L72 23V21L70 20V21H68ZM117 22H118V20H117ZM118 22V25L120 24ZM123 22V21H122ZM137 22H139V25H140V21H137ZM148 22H149V24L152 26V28H151V26H148ZM151 22H152V24H151ZM156 22V23H155ZM158 22V23H157ZM162 22H163V24H162ZM165 22V23H164ZM170 22V23H169ZM173 22V23H172ZM179 22V24H177ZM193 22H194V24H193ZM201 22V24H199ZM11 23V24H10ZM59 22L57 21V24H58ZM96 23H97V25H96ZM101 25H100V24ZM108 23V24H109ZM129 23V24H128ZM184 23H186V25L184 24ZM202 23L204 24V26L202 25ZM206 23V24H205ZM4 25V27H3V25ZM8 24H9V26L10 27H12V28H10V27H7L8 26ZM98 24H99V26H98ZM115 24H117V23H115ZM120 24V25H121ZM138 24V23H137ZM137 24H136V26H137ZM158 24V25H157ZM160 24H162L161 26H160ZM198 24H199V26H198ZM217 26H216V25ZM59 25V24H58ZM107 25V24H106ZM146 25H147V27H149V28H147L148 29V31L146 30ZM171 25V26H170ZM188 25V26H187ZM205 25H207V26H205ZM235 25V26H234ZM96 26V27H95ZM128 26V27H127ZM134 26V25H133ZM156 26H157V29H156ZM160 26V29L158 28ZM164 26V27H163ZM178 26H180V27H178ZM213 26V27H212ZM25 27V26H24ZM29 27V28H28ZM31 27V28H30ZM45 27V26H44ZM44 27H42V28H44ZM114 27H116L117 29H116V31H118V32H120L119 30H121V32H122V30H123V27H120L119 28V26H114ZM125 27H127V29L125 28ZM144 30H142V32L140 31V29L141 28ZM197 27V28H196ZM200 27V28H199ZM206 27V28H205ZM3 28V29H2ZM9 28L11 29V30H9ZM32 28H34V29H32ZM67 29L66 30V32L64 33L63 32V29ZM69 28V29H68ZM78 27L77 28H73V30H72V32H71V35L73 34V36H72V38L73 39H77L78 37H79V35L78 36H76V34L75 33H78L77 31H79V32H84L85 33V31H80V29H79ZM90 28V29H89ZM93 28V27H92ZM93 28V30H95ZM98 28H96V30L95 31H98V30H100V29H98ZM118 28H119V30H118ZM129 28H131L130 30H128ZM183 28H185V29H183ZM192 28L194 29V31L192 30ZM207 28H208V31H207ZM237 28V29H236ZM18 29V30H17ZM22 29V28H21ZM39 29V28H38ZM74 29H76L75 31H74ZM77 29H79V30H77ZM89 29V30H88ZM98 29V30H97ZM104 29H106L105 31H104ZM168 29V30H167ZM180 29V30H179ZM191 29V30H190ZM200 29V30H199ZM204 29H206V30H204ZM5 30V31H4ZM7 30V31H6ZM17 30V31H16ZM24 30H26V32L24 31ZM33 30V31H32ZM115 30V29H114ZM159 30H160V32H159ZM163 32H162V31ZM192 31V32H188V31ZM11 31V32H10ZM12 31H14L16 34H17V32H19L18 34L19 35H15L14 36V34H13V37H12ZM21 31V30H20ZM35 31H36V29H35ZM55 31V32H54ZM95 31H91L92 32V34H93V32H95ZM104 31V32H103ZM135 33L134 35H133V32ZM167 31H168V33H167ZM170 31V32H169ZM173 31H174V34H173ZM177 31V32H176ZM182 31H183V33H182ZM5 32V35L3 34ZM10 32V33H9ZM64 34H63V33ZM101 32V31H100ZM145 32V33H144ZM147 32V33H146ZM154 32H156L155 34H154ZM172 32V33H171ZM203 32V33H202ZM206 32L207 33H209L210 35H208L209 36V39L211 40V38H212V40L210 41L209 39H208V36L206 37L207 39H208V41L210 42L209 44L211 45H208V41L206 40V38H205V40L203 39L204 37H205V35H206ZM211 32V33H210ZM222 34H221V33ZM6 33L8 34L9 33V36L7 37L6 36ZM20 33H22L21 34V36H20ZM34 33V36L32 35ZM48 33V34H49ZM70 33V32H69ZM69 33L67 34V35H69ZM87 33V32H86ZM98 33V32H97ZM96 33V34H97ZM123 35H125V33L126 32H124V30H123ZM144 33V34H143ZM193 33H194V36H193ZM201 33V34H200ZM27 34H29V35H27ZM31 34V35H30ZM106 34V33H105ZM127 34H129V33H127ZM147 34V35H146ZM152 34H154L153 36H152ZM170 34V35H169ZM176 34H177V36H176ZM191 34V35H190ZM205 34V35H204ZM214 34V35H213ZM3 35V36H2ZM88 35V34H87ZM90 35V37H88V38H90V39H93V36L95 35V34H93V35H91V34H89ZM98 35V34H97ZM100 35V34H99ZM140 35V36H139ZM173 35V36H172ZM201 35V36H200ZM221 35H222V37H221ZM225 35V36H224ZM243 35H244V37H243ZM4 36H5V38H4ZM16 36L18 37L17 39H16ZM35 36H36V38H35ZM70 36V35H69ZM75 36H76V38H75ZM92 36V37H91ZM96 36V35H95ZM106 36H108L107 34H106ZM114 36H115V34H114ZM132 38V39H129L128 40V38H130V37ZM136 36H138V37H140V38H138V37H136ZM148 36V37H147ZM157 36V37H156ZM164 36V37H163ZM189 36H190V39H189ZM204 36V37H203ZM220 38H219V37ZM227 36V37H226ZM10 37H12V39L10 38ZM21 37V38H20ZM33 37V38H32ZM45 37H47L46 39H45ZM48 37L50 38V40H48ZM61 37H60V39H61ZM80 37H82V35H80ZM101 37V38H100ZM118 37H122V40L120 39V38H118ZM126 37V38H125ZM147 37V38H146ZM159 37V38H158ZM161 37V38H160ZM183 37V38H182ZM195 39V37H197L196 39H195V41H197V42H195L194 41V39ZM214 37V38H213ZM10 38V39H9ZM13 38H15V39H13ZM31 38V39H30ZM83 38V37H82ZM81 38V39H82ZM114 38H115V41H118L119 43V45L117 44V42L116 43H114V45L111 43V42H113L112 40H114ZM153 38H154V40H153ZM172 38V39H171ZM176 38V39H175ZM201 38V39H200ZM3 39V40H2ZM5 39H6V41H5ZM8 39H9V41H8ZM25 39V40H24ZM27 39V40H26ZM33 39V40H32ZM35 39H37V40H35ZM60 39L58 40V41H60ZM187 39V40H186ZM189 39V40H188ZM193 39V40H192ZM19 40H20V42H19ZM23 40V41H22ZM35 40V41H34ZM68 40H70V39H68ZM72 40V39H71ZM79 40H80V38H79ZM83 40V39H82ZM160 40V41H159ZM177 40V41H176ZM179 40H180V42H179ZM10 42V43H4V42ZM14 41V42H13ZM47 41V42H46ZM51 41V42H50ZM66 41V40H65ZM106 41L107 42H109L110 44H112L111 46H113V47H111L110 45V47H108L107 45L109 44V43H106ZM114 41V42H115ZM127 41V42H126ZM167 41V42H166ZM169 41V42H168ZM176 41V42H175ZM200 41V42H199ZM217 41V43H214V42H216ZM19 42V43H18ZM34 44H33V43ZM72 42V41H71ZM83 42H85L84 44H83ZM89 43V44H91V48H88V47H90L89 46V44L87 45L86 43ZM92 42L93 43H97V45L100 47L101 45V49L100 48H98L97 47V45H93L92 46ZM121 42H123V44H121ZM125 42H126V44H127V46L125 45ZM132 42V43H131ZM141 42V43H140ZM179 42V43H178ZM186 42H187V44H186ZM202 42V43H201ZM205 42V43H204ZM207 42V43H206ZM23 43H24V45H23ZM28 43V44H27ZM51 43V44H50ZM53 43V44H52ZM59 43V42H58ZM107 44V45H104V44ZM132 45H131V44ZM169 43L171 44V46H173L174 47V44L175 43H177V44H175V47L173 48V50H175V51H173V52H176V53H173V52H171V49H172V47L169 45ZM184 43H185V45H184ZM195 43V44H194ZM198 43V44H197ZM13 44V45H12ZM26 44H27V46H26ZM35 44H37V45H35ZM81 44V45H80ZM133 44L135 45V46H133ZM145 44H147V45H145ZM157 44V45H156ZM181 44H183V46H180ZM191 44V45H190ZM194 44V45H193ZM199 44H201V45H199ZM11 45V46H10ZM15 45V46H14ZM16 45H17V47H16ZM20 45V46H19ZM49 45V47H47ZM54 45V46H53ZM76 45V46H75ZM78 45V46H77ZM120 46V48H118V46ZM124 45V46H123ZM131 45V46H130ZM144 45V47H142ZM178 45V46H177ZM194 46V48H192L193 46ZM8 46V47H7ZM9 46H10V48H9ZM22 46V47H21ZM24 46H26V47H24ZM45 46V47H44ZM82 46H84L83 48H81ZM95 46V47H94ZM126 46V47H125ZM141 46V47H140ZM149 47V49L148 48H146V47ZM177 46V47H176ZM180 46V47H179ZM187 46H189V48L187 47ZM191 46V47H190ZM199 46V47H198ZM205 46V47H204ZM209 48H208V47ZM37 47V48H36ZM38 47H39V49H38ZM54 47H57V48H55V50L56 49H58L57 51H58V53L56 52H54L55 50H54ZM69 47V48H68ZM73 47H79L78 49L77 48H75V49H73ZM98 48L97 50L95 49L94 50V48ZM102 47H104V48H102ZM105 47H107V48H110V49H106ZM115 47V48H114ZM136 49H135V48ZM170 47V48H169ZM197 47V48H196ZM212 47V48H211ZM19 48V49H18ZM34 48H36V51H35V49ZM93 48V54H92V51H91V49ZM113 48V50H111ZM116 48H118V49H116ZM122 48V49H121ZM126 48H127V50H126ZM146 48V49H145ZM180 48V49H179ZM182 48V49H181ZM185 48H186V50H185ZM12 49V50H11ZM14 49V50H13ZM30 50V52H29V50ZM81 50V54H80V51H79V53L76 51V52H74L75 54H76V56H75V54H74V56L72 55L73 54V51H75V50ZM104 49H105V51L106 52H104ZM115 49V50H114ZM145 49V50H144ZM154 49V50H153ZM183 49H184V51H183ZM188 49V50H187ZM192 49V50H191ZM195 49H198V51L200 52V50H202V49H204L205 51V53H208L207 55L206 54H203L204 52H203V50H202V54H201V52L200 53H198V51L197 50H195ZM21 50H22V53H20L21 52ZM39 50V51H38ZM43 50V51H42ZM45 50H47V51H45ZM66 50V51H65ZM68 50H70V51H68ZM72 50V51H71ZM100 50L102 51L101 52V54H99V56L100 57H98V53H100ZM110 50V51H109ZM122 50V51H121ZM137 50V51H136ZM164 50V51H163ZM178 50V51H177ZM180 50V51H179ZM191 50V51H190ZM3 51V52H2ZM11 51V52H10ZM16 51V52H15ZM26 51V52H25ZM28 51V52H27ZM60 51V52H59ZM89 51V52H88ZM97 51H99V52H97ZM117 53H116V52ZM147 51H149V53L147 52ZM154 51H156V52H154ZM165 52V53H163V52ZM181 51H183V54H182V52ZM193 51H195L194 52V54H192L193 53ZM197 51V52H196ZM8 52V53H7ZM24 52V53H23ZM32 52V53H31ZM35 52V53H34ZM67 52H68V54H67ZM72 52V53H71ZM86 52H88V54L89 55H87L86 54ZM97 53V55L95 54V53ZM122 52V53H121ZM151 52V53H150ZM161 52V53H160ZM169 52H171V53H169ZM179 52V53H178ZM181 52V53H180ZM186 52V54L187 53H189V54H191V55H186L185 54V56H184V53ZM5 53V54H4ZM42 53V54H41ZM52 53H53V55H52ZM61 53V54H60ZM80 54V55H78V54ZM86 55H85V54ZM105 53H106V57H104L103 58V61H102V59H101V57H103L102 55L104 54V56H105ZM124 53V54H123ZM145 53V54H144ZM147 53V54H146ZM153 53H155L156 55H158V57L155 55V54H153ZM169 53V54H168ZM200 54L202 57H200V55H198V54ZM209 53H210V55H213V56H209ZM10 54V55H9ZM22 54V55H21ZM39 54V55H38ZM41 54V55H40ZM48 54V55H47ZM51 54V56H49ZM71 54V55H70ZM112 54H114V56L116 55V57H114V58H112L113 57V55H112V57H111V55ZM139 56H138V55ZM142 54V55H141ZM144 54V55H143ZM148 54H150V55H148ZM152 54V55H151ZM163 54V55H162ZM173 54V56L172 57H174V54H176V56H175V58H177V60L179 59V57H180V59H181V62H183V60H182V57L184 56V57H186V56H188V57H186V58H188V62H185L184 63V65H187L188 63H190V64H188V67L187 66H184L183 65V63L181 64V63H178V62H180V60L177 62V60L176 61H174L173 60V58H171V55ZM180 56H179V55ZM8 55V56H7ZM16 55V56H15ZM21 55V56H20ZM31 56V57H29L28 58V56ZM33 55V56H32ZM44 55H46V56H44ZM54 55H56V56H54ZM59 55V56H58ZM85 55V56H84ZM110 55V56H109ZM119 55V56H118ZM122 55V56H121ZM146 55V56H145ZM149 57H148V56ZM168 55V56H167ZM170 55V56H169ZM193 55V56H192ZM206 57L205 59L203 58L204 56ZM214 55H216L215 57V59H214ZM221 55H222V57H221ZM228 55H229V57H228ZM10 56V57H9ZM13 56V57H12ZM15 56V57H14ZM36 56V57H35ZM88 56V57H87ZM96 56V57H95ZM109 56V57H108ZM132 58H131V57ZM140 56H141V58H140ZM153 56V57H152ZM162 58H161V57ZM165 56V57H164ZM179 56V57H178ZM190 56H192L193 58H196V60L195 59H192V58H190ZM227 56V57H226ZM39 57V58H38ZM49 57V58H48ZM108 57V58H107ZM117 57H118V59H117ZM167 57V58H166ZM198 57H200L201 59H199ZM207 57H210V58H212V59H214V60H212V59H210L209 58V60L210 61H208V59H207ZM49 60H47V59ZM51 58H53V59H51ZM99 58V59H98ZM107 58V59H106ZM109 58H110V62H108L109 61ZM111 58H112V60H111ZM128 58V59H127ZM152 58H153V60H152ZM169 58L171 59V60H169ZM227 59V61H228V58H229V60H230V62H228V63H224V62H226V60L225 59ZM5 59V60H4ZM8 59V60H7ZM84 59H85V61H84ZM97 59L99 60V62L97 61ZM101 59V60H100ZM105 59V60H104ZM114 59H115V61H114ZM120 59V60H119ZM124 59V60H123ZM149 59V60H148ZM150 59L152 60V61H150ZM158 59V60H157ZM162 60V62L160 61V60ZM192 59V60H191ZM197 59H199V60H197ZM3 60V61H2ZM11 60V61H10ZM21 60V61H20ZM47 60V61H46ZM86 60H88V62L86 61ZM139 60V61H138ZM146 60V61H145ZM169 60V61H168ZM200 60H201V62H200ZM204 60H205V62H204ZM212 60V61H211ZM234 60V61H233ZM133 61V62H132ZM150 61V62H149ZM172 61V62H171ZM190 61H193L192 63L190 62ZM208 61V62H207ZM5 62V63H4ZM61 62V63H60ZM113 63V65H112V63ZM115 62V63H114ZM135 62V63H134ZM139 62V63H138ZM143 64H142V63ZM154 62V63H153ZM178 63V65L175 63ZM197 62V63H196ZM198 62H200V64L198 63ZM134 63V64H133ZM148 63V64H147ZM221 63V64H220ZM231 63V64H230ZM10 64V65H9ZM28 64H29V66H28ZM59 64V65H58ZM84 64V65H83ZM86 64H88V65H86ZM116 64V65H115ZM141 64V66H139ZM151 64V65H150ZM195 66H194V65ZM196 64H198L199 65V67L200 68H198L197 66L198 65H196ZM204 66H203V65ZM225 64V65H224ZM228 64H230V65H228ZM6 65V66H5ZM46 65V66H45ZM54 65V66H53ZM78 65V66H77ZM96 65H97V68H96ZM105 65V66H104ZM143 65V66H142ZM152 65H153V69H155V70H153V69H150V68H152ZM158 65V68L156 69V66ZM177 66V67H175V66ZM179 65H183V67L184 68H180V66ZM203 66V67H205V68H202L201 66ZM221 65V66H220ZM16 66V67H15ZM73 66V67H72ZM91 66V67H90ZM114 66V67H113ZM194 66V67H193ZM223 66H225V67H223ZM227 66V67H226ZM66 67V68H65ZM76 67V68H75ZM80 67V68H79ZM138 67H142V69L140 68V71H139V68ZM147 67V68H146ZM148 67H149V69H148ZM165 67H166V69H165ZM171 69V68H173L174 70H170L169 68ZM197 67V68H196ZM221 67V68H220ZM9 68V69H8ZM19 68V69H18ZM31 68V69H30ZM39 68V69H38ZM102 68V69H101ZM160 68V69H159ZM187 68H191V69H187ZM192 68L194 69V70H192ZM14 69V70H13ZM63 69V70H62ZM65 69V70H64ZM79 69H81L80 71H79ZM137 70V71H134V70ZM159 69V70H158ZM164 71H163V70ZM181 69H185V70H181ZM17 70H19V71H17ZM92 70H93V72H92ZM142 70H143V72H142ZM150 70V71H149ZM151 70H152V72L154 73H152L151 72ZM170 72V76H169V74H167L168 73V71ZM176 70V71H175ZM177 70H179V72L177 71ZM197 70V71H196ZM262 70V71H261ZM29 71H30V73H29ZM61 71V72H60ZM172 71L174 72V73H172ZM184 71H185V73H184ZM194 71V72H193ZM225 71V72H224ZM254 71H256V72H254ZM257 71H258V73H257ZM260 71V72H259ZM36 72V73H35ZM67 72V73H66ZM136 72H140V75L138 74V73H136ZM148 72V73H147ZM156 72V73H155ZM177 72V74L179 75V77L181 76V78L179 79V77H178V75L177 74H175ZM189 74H188V73ZM191 72V73H190ZM16 73V74H15ZM18 73V74H17ZM20 73V74H19ZM162 73H163V75H162ZM260 73V74H259ZM27 74H29V75H31V76H28ZM51 74V75H50ZM75 74H76V76H75ZM88 74V75H87ZM186 74L187 75H190L189 77L190 78H192V81L186 76ZM192 74V75H191ZM202 74V75H201ZM203 74H204V76H203ZM246 74V75H245ZM248 74V75H247ZM257 75V76H259V77H255V76H253V75ZM25 75V76H24ZM33 75V76H32ZM65 75V76H64ZM157 75H158V78H157ZM162 75V76H161ZM185 75V76H184ZM196 75V77H194ZM199 75V76H198ZM206 75V76H205ZM27 76V77H26ZM61 76V77H60ZM71 76V77H70ZM149 76H151L152 78L154 77V76H156V77H154L153 78V81H152V79H151V77L149 78ZM172 76V77H171ZM192 76V77H191ZM209 76V79H207L206 77H208ZM255 77V78H253V80H252V77ZM21 77V78H20ZM94 77V78H93ZM170 77V78H169ZM185 77V78H184ZM203 77H204V79H203ZM214 79H213V78ZM244 78V80H243V78ZM249 79H248V78ZM27 78V79H26ZM32 78H33V80H32ZM38 78V79H37ZM92 78H93V81H92ZM142 78V79H141ZM157 78V79H156ZM172 78H173V80H174V83H173V80H172ZM175 78H177V80L175 79ZM183 78V79H182ZM186 78H188L189 80H185ZM201 78H202V80H201ZM211 78V79H210ZM220 80H219V79ZM221 78H223V79H221ZM242 78V79H241ZM29 79V80H28ZM102 79V80H101ZM156 79V80H155ZM166 79V80H165ZM194 79V80H193ZM200 79V80H199ZM236 79V80H235ZM15 80H17V81H15ZM58 80V81H57ZM75 80H76V82H75ZM81 80V81H80ZM87 80V81H86ZM89 80V81H88ZM169 80V81H168ZM184 80L186 81V84H185V86L186 85H188V86H183V88L182 89H188L189 91H183V94H184V96H182V97H185V98H179L180 97V93L182 94V92H179V87H181L180 86V82H181V84L182 85H184ZM205 80H210L209 82L210 83H212L211 81H213V85L211 84V85H209L210 83L209 82H205ZM230 80V81H229ZM239 80H241L240 81V85L238 84V82H239ZM246 80V81H245ZM255 80V81H256ZM32 81H34V82H32ZM42 81V82H41ZM91 81V82H90ZM165 81L169 84H167V83H165ZM180 81V82H179ZM187 81H189L188 83H187ZM194 81H196V82H194ZM200 81V82H199ZM205 83H204V82ZM217 81V82H216ZM221 82V83H219V82ZM222 81L224 82H226L225 84L224 83H222ZM238 81V82H237ZM244 81V82H243ZM247 81H250L249 83L247 82ZM41 82V83H40ZM144 82H147V83H144ZM162 82H164V83H162ZM193 82V83H192ZM203 82V83H202ZM229 82V83H228ZM243 82V84H241ZM257 82V81H256ZM59 83V84H58ZM74 83V84H73ZM91 85H90V84ZM142 83H143V85H142ZM151 83V84H150ZM172 83V84H171ZM199 84V85H197V84ZM207 83V84H206ZM228 83V84H227ZM247 83V84H246ZM255 83V82H254ZM254 83L252 84V85H254ZM41 84V85H40ZM43 84V85H42ZM63 84V85H62ZM66 84V85H65ZM94 84V85H93ZM103 84V85H102ZM133 84V85H132ZM142 85V86H145V87H141L140 85ZM152 86V84H153V87H151V89L152 88H154V90L152 91L151 89H150V87H149V90H145L146 88H147V86ZM148 84H150V85H148ZM156 84V85H155ZM163 84H166V85H168L167 87L166 86H164ZM195 84V86H193V85ZM200 84H202V85H200ZM203 84H205V86L203 85ZM221 84V85H220ZM258 84H259V82H258ZM263 84V83H262ZM71 85H72V88L74 89H72L71 88ZM75 85V86H74ZM132 85V86H131ZM136 85H137V87H136ZM155 85V86H154ZM190 85L192 86V87H190ZM197 85V86H196ZM208 85V86H207ZM214 85H215V87H214ZM222 85H223V90L224 91H222ZM227 85V86H226ZM242 85V86H241ZM244 85H246V86H250V88H248V87H246V86H244ZM256 85H257V83H256ZM2 86H3V88H2ZM57 86L60 88V89H58L57 88ZM78 86H81V87H78ZM91 86V87H90ZM128 86H130V87H128ZM157 86V87H156ZM163 88H162V87ZM171 86V87H170ZM178 86V87H177ZM214 88H213V87ZM239 86H240V88H239ZM65 87V88H64ZM68 89H67V88ZM88 87V88H87ZM102 87V88H101ZM140 87H141V89H140ZM166 87V88H165ZM173 87V88H172ZM194 87H199V88H197V89H195ZM200 87H201V89H200ZM205 87V89L207 90V91H203L202 89ZM212 88V91H211V89L210 88ZM218 87V88H217ZM221 87V88H220ZM232 87H234V88H232ZM235 87H237V88H235ZM257 86H255V88H256ZM155 88L157 89V90H155ZM175 88V89H174ZM177 88H178V91H177ZM243 88V89H242ZM248 90V92H246V93H243L244 91H247L246 89ZM255 88H254V90H255ZM264 88V85H259V87H257L256 89H263ZM96 89V90H95ZM110 89V90H109ZM116 89V90H115ZM134 89V90H133ZM136 89H138V90H136ZM165 89V91L166 92H163V90ZM171 89V90H170ZM173 89V90H172ZM181 89V88H180ZM191 89V90H190ZM194 89V90H193ZM215 91H214V90ZM236 89V90H235ZM13 92H12V91ZM22 90V91H21ZM26 90H27V92H26ZM60 90H62V91H60ZM67 90V91H66ZM71 90V91H70ZM136 90V91H135ZM160 90H162V92L160 91ZM168 90V91H167ZM196 90V91H195ZM198 90V91H197ZM202 90V91H201ZM240 90L241 91H243L242 92V94L243 95H241V94H239V92H240ZM253 90V91H254ZM68 91H69V93H68ZM98 91V92H97ZM106 91H108L107 93H106ZM169 91H170V93H169ZM176 91H177V93H176ZM182 91V90H181ZM192 91H194L193 93L195 94V92H197V94L198 93H200L199 94V96H200V98L203 100H207V103L205 102V101H203V103H202V100L201 99H199L198 100V104L196 105V101L194 102V98L192 97V99L193 100H191V95H192ZM209 91V92H208ZM3 92V93H2ZM10 94H9V93ZM20 94H19V93ZM21 92H22V94H21ZM92 92V93H91ZM116 92V93H115ZM164 94L165 96H163L162 94ZM179 92V93H178ZM202 92H203V94H202ZM215 92V93H214ZM225 92V93H224ZM249 92L251 93L250 95H249ZM61 93V94H60ZM63 93V94H62ZM66 93V95H64ZM101 93H103L102 94V96H99V95H101ZM108 93L110 94L111 93V95H108ZM160 93V95H158ZM166 93H167V95H166ZM186 93V94H185ZM191 93V94H190ZM241 93V92H240ZM5 94H7V95H5ZM32 94V95H31ZM35 94H36V97H38L37 98V100H36V97H35ZM38 94H41V95H38ZM96 94H98V95H96ZM106 96H105V95ZM168 94H170V95H168ZM172 94H174V96L172 95ZM176 94V95H175ZM206 96H205V95ZM212 94V95H211ZM248 94V95H247ZM28 95H29V98H28ZM31 95V96H30ZM92 95V96H91ZM189 95V96H188ZM204 95V96H203ZM12 96V97H11ZM26 96H27V98H26ZM40 96H41V98H42V100H40L41 98H40ZM63 96H65V97H63ZM71 96V97H70ZM104 96H105V98H104ZM107 96H109L108 98H107ZM151 96H153L152 97V100L150 99L151 98ZM161 96V98L159 99V97ZM176 96H177V98H176ZM193 96V95H192ZM195 96V95H194ZM213 96V97H212ZM214 96H216L215 98H214ZM218 96V97H217ZM24 97V98H23ZM33 97V98H32ZM34 97H35V102H34ZM62 98L61 100H59L60 98ZM156 97H158V98H156ZM190 97V98H189ZM211 98V101H210V98ZM19 98V99H18ZM31 98V99H30ZM57 98V99H56ZM59 98V99H58ZM89 98V99H88ZM95 98V99H94ZM197 98V97H196ZM207 98H209V99H207ZM212 98H214V99H212ZM12 99V100H11ZM22 99V100H21ZM25 99V100H24ZM33 99V100H32ZM38 99L40 100V101H38ZM64 99H67L68 101L66 102V100H64ZM70 99V100H69ZM71 99H72V102H70L71 101ZM117 99V100H116ZM146 99L148 100V103L151 101H153L152 103V105H150L149 106V104L146 102ZM150 99V100H149ZM159 99V100H158ZM16 100L18 101V102H16ZM59 100V101H58ZM78 100V101H77ZM87 100V101H86ZM161 100V101H160ZM189 100H191V103H190V101ZM195 100H197V99H195ZM209 100V101H208ZM33 101V102H32ZM38 101V102H37ZM60 101L61 102H63L64 101V103H61L60 104ZM89 101V102H88ZM97 101V102H96ZM103 101H105V103L103 102ZM146 102V106H148L147 108H145V107H143V105H142V103L144 104L145 102ZM157 101V102H156ZM159 101V102H158ZM188 101H189V103H190V105H191V107H193L192 109H191V107L188 105ZM199 101H201V103L199 102ZM3 103V105H2V103ZM38 104H37V103ZM69 102L71 103V105L73 106V108H75V110H73V108H72V106L70 107V106H66L65 107V105H70L69 104ZM77 103V105H75V103ZM88 102V103H87ZM95 102H96V104H95ZM178 102V103H177ZM66 103V104H65ZM73 103H74V105H73ZM87 103V104H86ZM92 103H93V106H92ZM166 103H167V105L169 104L170 106H169V108H168V106L166 105ZM180 103H187V104H185V105H187L186 107H185V105L184 104H180ZM200 103V104H199ZM63 104H65V105H63ZM95 104V105H94ZM142 105L141 107H143L146 111H144V109L142 110V108L139 106V105ZM151 104V103H150ZM165 104V105H164ZM178 104H179V106H178ZM11 105V107H9ZM58 105L56 106V108H52V109H54V111H56V109L58 108ZM62 105L64 106V108L62 107ZM103 107H102V106ZM145 105V104H144ZM164 105V106H163ZM175 108V110H174V108L172 107V106ZM184 106L183 107V109L184 110H181V106ZM199 105V106H198ZM47 106V105H46ZM74 106H76V107H74ZM79 106V107H78ZM83 107V109H82V107ZM151 106H153V109H151L150 107ZM195 106V107H194ZM203 106V105H202ZM32 107V106H31ZM33 107H32V109H33ZM67 107H70V109H69V111H67L68 109H66ZM179 107V108H178ZM46 108V107H45ZM44 108V109H45ZM81 109V111H80V109ZM86 108V109H85ZM97 108V109H96ZM141 108V109H140ZM149 108V109H148ZM167 108V109H166ZM190 108V109H189ZM44 109H42V110H44ZM66 109V110H65ZM89 109V110H88ZM95 109V110H94ZM148 109V110H147ZM151 109V111H149ZM164 109L166 110V112L164 111ZM178 109V110H177ZM35 110V109H34ZM61 110H62V112H61ZM73 110V111H72ZM79 110V111H78ZM83 110H85V111H83ZM101 110V111H100ZM141 110V111H140ZM36 111V110H35ZM44 111H46V110H44ZM57 111H58V109H57ZM59 111H58V113H59ZM78 111V112H77ZM93 111V112H92ZM118 111V112H117ZM125 111V112H124ZM177 111V112H176ZM180 111V112H179ZM37 113H39L38 111H36ZM84 112V113H83ZM88 112V113H87ZM97 112H100L99 113V116L101 117H95V116H98L97 114ZM130 112H131V114H130ZM163 112V114H161ZM42 113V112H41ZM46 113V112H45ZM45 114L46 116H44V117H46V118H48V114ZM52 113H54V112H52ZM74 113V114H73ZM113 115H112V114ZM120 113H122V115L120 114ZM34 114V113H33ZM69 114V115H68ZM88 114V115H87ZM121 116H120V115ZM125 114V115H124ZM132 114H133V116H132ZM158 114V115H157ZM164 114H165V116H164ZM167 114V115H166ZM35 115V114H34ZM37 115V114H36ZM42 115V114H41ZM43 115H44V113H43ZM113 116V118H112V116ZM172 115V116H173ZM108 116V117H107ZM129 116H130V118H129ZM135 116V117H134ZM177 116V115H176ZM54 117V116H53ZM52 117V118H53ZM58 117V116H57ZM63 117V118H62ZM73 117V118H72ZM80 117V118H79ZM85 117V118H84ZM90 117H91V120H90ZM92 117L95 119H93L92 120ZM110 117V118H109ZM126 117V118H125ZM158 117V118H157ZM162 117V119H164ZM166 117V118H167ZM196 117V116H195ZM43 118V117H42ZM107 118H108V120H107ZM112 118V119H111ZM157 118V119H156ZM85 119V120H84ZM109 119H111V120H109ZM152 119H154L153 120V123H154V121L156 122V125L153 127V123L152 122H150V121H152ZM69 120H70V122H69ZM87 120V121H86ZM119 120V121H118ZM191 120V119H190ZM45 121H46V119H45ZM67 121V122H66ZM71 121H73L72 123H71ZM85 121V122H84ZM157 121H159V122H157ZM43 122H44V118H43ZM81 122V123H80ZM84 122V123H83ZM77 123V124H76ZM83 123V124H82ZM90 123V124H89ZM111 125H110V124ZM113 123H115V124H113ZM152 123V124H151ZM189 123V122H188ZM191 123H193V121L191 120ZM75 124H76V127H75ZM78 124H80L81 126H82V129H81V127H80V125H78ZM89 124V125H88ZM155 124V123H154ZM158 124V125H157ZM72 125V126H71ZM260 125H261V123L260 122H258V123H256L254 126H252V129H251V131L253 132V130L255 131V129H257V127L259 128L260 127ZM85 126V127H84ZM92 126V127H91ZM111 126V127H110ZM247 125H245L244 126V129L245 128H247L246 127ZM59 127V126H58ZM71 127V128H70ZM94 128V129H93ZM106 128V129H105ZM162 128V127H161ZM73 129V128H72ZM91 129H93V130H95V129H97L98 131H99V129L102 131V129H103V131L101 132V131H95L96 133H93L92 132V134H91ZM136 129H138L140 132H138V130L136 131ZM67 130H69V132L67 131ZM87 130H89L88 132H87ZM127 130H129V132L127 131ZM146 131V130H145ZM212 131L213 130H210V132L207 134V136H210V134L212 133ZM72 132V131H71ZM70 132V133H71ZM132 132V133H131ZM134 132V133H133ZM65 133V132H64ZM104 133L105 134H107V135H104ZM130 133L132 134V135H130ZM137 133V134H136ZM143 133H145V132H143ZM98 134V135H99ZM138 134V135H139ZM71 135V134H70ZM80 135V136H81ZM90 135V136H89ZM119 136L118 137V140H117V137L116 136ZM141 135V134H140ZM139 135V136H140ZM100 136V135H99ZM108 137V139H106L107 137ZM87 137V138H88ZM106 137V138H105ZM242 137H245V134H243L242 135ZM86 138V137H85ZM84 138V139H85ZM132 138V137H131ZM130 138V139H131ZM122 139V140H121ZM105 140H104V142H105ZM218 140H220L221 141V139H218ZM49 141V140H48ZM47 141V143H45V145H44V147L40 150V153L38 154V155H36L32 160L33 161H35V163H38V162H40V160H42L43 158H44V156L47 154V148H48V146L50 145L49 144V142ZM50 141L52 142V140L50 139ZM119 142V143H118ZM120 142L121 143H123V144H121V145H119L120 144ZM127 142V141H126ZM219 142V141H218ZM261 143V142H260ZM263 143H264V141H263ZM263 147L264 146V144L263 145H261V144H259L258 145V147ZM57 153V152H56ZM102 159H94L93 161L94 162H98V161H100V162H106V160H102ZM42 162V161H41ZM102 162V163H103ZM108 162H109V160H108ZM107 163V162H106ZM79 164V163H78ZM77 163H76V160L73 158V159H67V161L65 162V163H62V164H58V165H56L55 166V173H56V176H62V175H66L70 170H72L73 169V167H77L78 169H80L81 170V172H86V171H88V167H89V163L88 162H86V163H80L79 165H78ZM89 164V165H88ZM76 165V166H75ZM79 166V167H78ZM88 168V169H87ZM83 169H84V171H83ZM85 169H86V171H85ZM55 176V175H54ZM89 180H91V178L89 179ZM65 181V182H64ZM62 182L63 183H68L69 184V187H66L67 186V184H66V188H64V185L65 184H63V186L61 187V185H58L57 187H55L56 189H54L53 191H51L50 193H52L51 195H49L50 197H53V198H55V197H60L58 200L61 202H59L60 204H59V207H60V209H61V225H62V229H63V233H64V235H65V237L68 239V240H70V241H72L75 245L77 244L78 245V243L79 242H81V235H82V233H83V231H84V229H85V227L88 225V223H89V221H88V217H89V215H90V213L93 211V209L95 208V206H96V202H97V195L95 194V190L91 187V186H89V184H87L86 183V185L85 184H83L81 187H79V189H77V187L75 188L74 186H73V184H71L73 187L71 188L70 187V183L68 182V181H66V179L65 180H62ZM61 182V183H62ZM61 188H60V187ZM69 189V190H68ZM39 193H36V196L33 198V199H35L34 201H37V197H39V195H38ZM31 201H32V199H31ZM63 209V210H62ZM51 233V235L52 236H55L56 237V232L55 231H51L50 232ZM53 238V237H52Z\"/></svg>", "mask_w": 264, "mask_h": 264}]
</instances>
